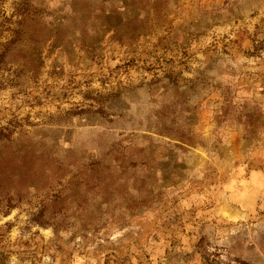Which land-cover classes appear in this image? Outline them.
Wrapping results in <instances>:
<instances>
[{"label": "rangeland", "instance_id": "obj_1", "mask_svg": "<svg viewBox=\"0 0 264 264\" xmlns=\"http://www.w3.org/2000/svg\"><path fill=\"white\" fill-rule=\"evenodd\" d=\"M0 264H264V0H0Z\"/></svg>", "mask_w": 264, "mask_h": 264}]
</instances>
